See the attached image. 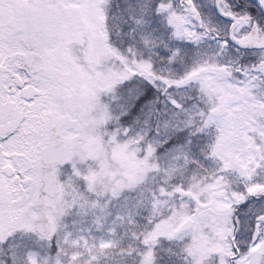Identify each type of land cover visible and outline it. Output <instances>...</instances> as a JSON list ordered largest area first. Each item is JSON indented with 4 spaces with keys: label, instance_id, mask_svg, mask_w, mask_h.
<instances>
[{
    "label": "snow or ice",
    "instance_id": "snow-or-ice-1",
    "mask_svg": "<svg viewBox=\"0 0 264 264\" xmlns=\"http://www.w3.org/2000/svg\"><path fill=\"white\" fill-rule=\"evenodd\" d=\"M0 264H264V0H0Z\"/></svg>",
    "mask_w": 264,
    "mask_h": 264
}]
</instances>
